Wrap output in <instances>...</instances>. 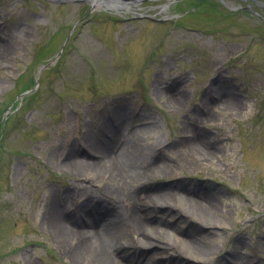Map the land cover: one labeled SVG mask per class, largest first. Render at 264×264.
Listing matches in <instances>:
<instances>
[{
	"label": "rangeland",
	"instance_id": "rangeland-1",
	"mask_svg": "<svg viewBox=\"0 0 264 264\" xmlns=\"http://www.w3.org/2000/svg\"><path fill=\"white\" fill-rule=\"evenodd\" d=\"M198 2L184 3L178 14L192 13L175 25L87 15V4L67 0H0V38L11 45L0 63V264H76L46 216L65 192L68 207L85 200L86 189L98 196L93 179L63 162L87 129L106 118L115 122L113 108L121 103L126 135L173 166L154 184L141 183L147 193L183 185L218 197L226 225L201 230L212 255L205 264H233V251L264 264V23L239 9V0H225L237 13L219 7L221 15L209 4L208 11L191 6ZM252 5L264 16V6ZM70 33L61 57L39 73ZM37 76L33 97H21ZM196 132L214 160H202L186 144ZM159 217L181 239L198 228L188 219L175 225L176 218Z\"/></svg>",
	"mask_w": 264,
	"mask_h": 264
},
{
	"label": "bare ground",
	"instance_id": "bare-ground-1",
	"mask_svg": "<svg viewBox=\"0 0 264 264\" xmlns=\"http://www.w3.org/2000/svg\"><path fill=\"white\" fill-rule=\"evenodd\" d=\"M10 48V42L0 38V63L4 62ZM229 106L225 105V108ZM124 111L122 103L115 106L112 114L115 123L106 118L98 129H87L80 145L73 144V150L65 157L64 168L93 179L100 187V195L94 196L95 193L86 189V199L68 207L66 202L70 196L65 192L63 200L60 198L63 201L60 206L55 201L51 203L46 222L55 232L56 241L76 264L211 262L207 238L201 230L226 225L217 215L218 197L209 195L206 188L183 185L163 191L155 187L152 193H147L143 186L146 181L151 184L170 174L173 166L162 153L147 152L126 135L123 130L129 116ZM200 135L196 132L185 142L199 158L210 162L214 160V152ZM94 207L103 209L92 210L97 217L91 211ZM155 208L157 217L153 216ZM161 214L176 218L175 225L188 219L198 228L190 237L181 239L176 228L164 226L167 221L161 222ZM106 215L112 216L105 218ZM156 218L159 219L156 221ZM172 250L179 251V256L169 252ZM231 255L235 260L233 264H249L237 257V251ZM182 256L191 257L190 262Z\"/></svg>",
	"mask_w": 264,
	"mask_h": 264
}]
</instances>
